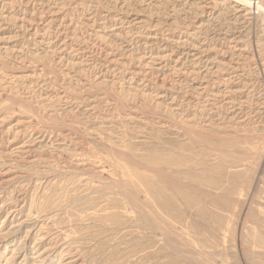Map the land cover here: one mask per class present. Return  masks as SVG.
I'll list each match as a JSON object with an SVG mask.
<instances>
[{"label":"rangeland","instance_id":"374dc122","mask_svg":"<svg viewBox=\"0 0 264 264\" xmlns=\"http://www.w3.org/2000/svg\"><path fill=\"white\" fill-rule=\"evenodd\" d=\"M252 2L0 0V264H264Z\"/></svg>","mask_w":264,"mask_h":264},{"label":"bare ground","instance_id":"6f19581e","mask_svg":"<svg viewBox=\"0 0 264 264\" xmlns=\"http://www.w3.org/2000/svg\"><path fill=\"white\" fill-rule=\"evenodd\" d=\"M253 5H255L257 3V0H252ZM253 5L251 6V10L253 9ZM256 8V7H255ZM254 17V16H253ZM78 164V163H77ZM81 165V164H80ZM13 230V229H12Z\"/></svg>","mask_w":264,"mask_h":264}]
</instances>
